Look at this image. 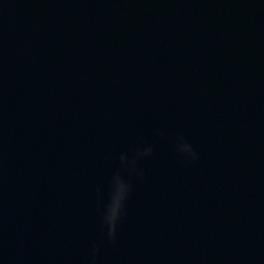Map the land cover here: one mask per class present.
Masks as SVG:
<instances>
[{
	"label": "water",
	"instance_id": "obj_1",
	"mask_svg": "<svg viewBox=\"0 0 264 264\" xmlns=\"http://www.w3.org/2000/svg\"><path fill=\"white\" fill-rule=\"evenodd\" d=\"M0 264H264V0H0Z\"/></svg>",
	"mask_w": 264,
	"mask_h": 264
},
{
	"label": "clouds",
	"instance_id": "obj_2",
	"mask_svg": "<svg viewBox=\"0 0 264 264\" xmlns=\"http://www.w3.org/2000/svg\"><path fill=\"white\" fill-rule=\"evenodd\" d=\"M181 145H183V147H181ZM177 152L182 154V155H186L192 159H195L194 153L192 152V149L190 148V146H188L187 144L181 143L179 144V146L177 147ZM151 152V149H148L144 155H149ZM124 158L121 157V161L123 162ZM134 164V161H133ZM119 177V175H117ZM120 180V187L117 190L114 185H113V181H112V192H111V196H110V203L109 206L106 209V213L103 217V222H102V227L103 225H107V229H108V237L111 239L114 235L115 232V228H116V223L118 221V219H120L121 215H122V209H123V203L124 200L127 196V192H128V185H126L125 183H123ZM118 191V195L116 196V203L113 204V199H114V195L117 193Z\"/></svg>",
	"mask_w": 264,
	"mask_h": 264
}]
</instances>
